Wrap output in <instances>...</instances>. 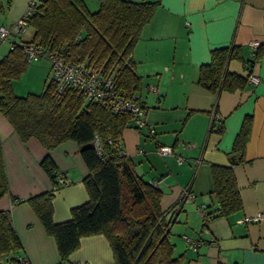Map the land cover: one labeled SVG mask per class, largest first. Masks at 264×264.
Here are the masks:
<instances>
[{
	"label": "crops",
	"instance_id": "crops-1",
	"mask_svg": "<svg viewBox=\"0 0 264 264\" xmlns=\"http://www.w3.org/2000/svg\"><path fill=\"white\" fill-rule=\"evenodd\" d=\"M27 1L0 0V25L12 26ZM84 1L89 9L99 4L98 0ZM159 2L131 53L141 77L137 91L147 106L146 121L154 134L146 127H125L121 132L123 151L133 158L139 175L156 181L163 211H170L180 199L166 218L172 217L169 236L174 254L183 256L182 264H264V50L251 69L239 59L230 60L227 66L228 71L242 76L253 71L259 77L257 84L247 79L244 88L215 93L197 82L199 67L209 62L211 49L237 45L248 60L251 40L264 45V0ZM30 39H22L15 29L9 37L18 42ZM147 84H154L157 92L149 91ZM214 112L218 117L213 118ZM246 115L252 121L244 161L233 165L241 208L218 217L213 213L217 199L211 193L210 166L229 164V152ZM0 140L8 186L0 198V210L10 211L22 253L30 264H59L54 237L45 231L26 199L53 187L40 165L50 155L58 175L69 179L55 190L53 221L68 220L71 209L87 201L83 178L88 169L79 145L67 140L50 150L34 137L23 141L1 113ZM156 141L170 146L172 152L159 154ZM184 191L193 194V200L181 199ZM13 197L21 201L13 203ZM200 204L213 214L204 225L197 208ZM245 216L257 219L238 222ZM203 227L208 234L202 232ZM185 236L200 244L192 247ZM69 260L73 264H116L103 234L81 237Z\"/></svg>",
	"mask_w": 264,
	"mask_h": 264
},
{
	"label": "trees",
	"instance_id": "trees-1",
	"mask_svg": "<svg viewBox=\"0 0 264 264\" xmlns=\"http://www.w3.org/2000/svg\"><path fill=\"white\" fill-rule=\"evenodd\" d=\"M98 2L96 10L91 11L84 0H40L28 20L27 26L33 32L27 41H38L58 50L69 61L113 70L120 86L137 90L141 77L135 71L131 53L160 2ZM262 50L264 45L260 44L253 58L244 60L240 46L213 48L209 62L199 67L197 82L215 93L244 88L247 76L228 71V63L239 59L246 66L254 64ZM28 64L18 41L0 58V113L23 141L34 137L50 150L64 141H75L88 169L83 178L88 199L71 209L68 220L56 223L52 218V198L55 190L64 184L58 182L56 164L50 155L40 165L53 187L26 199L45 231L54 237L59 264H73L69 254L79 246V239L93 234L106 237L116 264H182L183 256L174 254L169 236L172 217L166 218L180 199L170 211H163L161 190L136 172L133 158L120 154L122 130L135 126L131 114L113 112L100 103L88 102L74 89H67L55 99L56 84L48 78L41 92L17 95L12 82L23 75ZM251 121L250 115L244 117L229 152V164L210 166L211 193L217 199L215 216H227L241 208L233 165L244 161ZM95 137L101 141L103 155L95 149ZM7 192L0 140V198ZM20 201L17 197L12 199L13 203ZM207 213L213 215L212 211ZM0 264H30L22 253L9 210H0Z\"/></svg>",
	"mask_w": 264,
	"mask_h": 264
},
{
	"label": "built area",
	"instance_id": "built-area-1",
	"mask_svg": "<svg viewBox=\"0 0 264 264\" xmlns=\"http://www.w3.org/2000/svg\"><path fill=\"white\" fill-rule=\"evenodd\" d=\"M40 0H28L23 13L14 21L12 26L0 25V42H7L9 48H13L15 41H9L12 30L16 32L24 30L28 24L30 16L36 11L37 5ZM22 47L23 56L26 62L30 63L40 58H46L50 62V75L49 80L55 82L56 87L54 91L55 99L61 97L67 89H74L82 94L88 102L100 103L108 107L113 112H128L132 116L133 124L137 128L146 127L149 134H154V128L146 121L147 106L144 104L141 95L138 91H129L128 89L120 86L119 80L115 75V71L107 70L103 66H92L86 62L69 61L58 50H51L48 47L41 45L38 41H20L18 42ZM261 42L258 39H253L249 42L251 50L250 58H253L256 49ZM257 63V62H256ZM254 63V64H256ZM254 64H248L251 69ZM248 81L257 84L259 77L251 70L247 74ZM146 88L149 91L157 92V87L154 84H147ZM218 117L214 112L213 118ZM94 146L99 155H103V148L101 141L98 137L94 139ZM122 148V147H121ZM156 150L161 155L170 154L172 149L168 145L160 144L156 141ZM139 151L142 152V149ZM124 153L123 148L120 154ZM182 160V157H178ZM58 182L61 184L69 183V179L63 174L58 176ZM149 182L156 186V181L149 180ZM186 200H193L194 195L184 191L182 198ZM198 211L203 219V225L206 224L209 214L203 204L198 205ZM257 219V216H245L238 220V222H251ZM203 233H209L206 227L202 229ZM185 239L196 248L199 240L192 239L185 236ZM212 241L211 237L209 239ZM84 264V263H81Z\"/></svg>",
	"mask_w": 264,
	"mask_h": 264
},
{
	"label": "rangeland",
	"instance_id": "rangeland-1",
	"mask_svg": "<svg viewBox=\"0 0 264 264\" xmlns=\"http://www.w3.org/2000/svg\"><path fill=\"white\" fill-rule=\"evenodd\" d=\"M91 11L96 10L93 6ZM32 28L26 26L24 30L17 32L22 39H29L32 36ZM9 49L7 42H0V58ZM50 75V62L46 58L30 62L23 75L13 81V89L17 95H25L29 92L39 93L43 90L47 77ZM137 91V90H136Z\"/></svg>",
	"mask_w": 264,
	"mask_h": 264
}]
</instances>
